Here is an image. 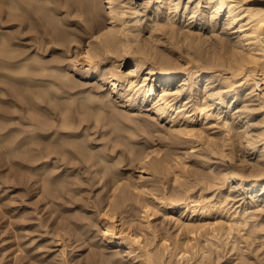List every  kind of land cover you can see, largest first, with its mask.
Masks as SVG:
<instances>
[{
    "label": "bare ground",
    "instance_id": "1",
    "mask_svg": "<svg viewBox=\"0 0 264 264\" xmlns=\"http://www.w3.org/2000/svg\"><path fill=\"white\" fill-rule=\"evenodd\" d=\"M63 11L66 17H57ZM53 15H57V18ZM73 21L81 24L82 34H79L80 29L79 33L74 30L75 26L68 28ZM14 27L19 29L18 36L24 34L25 28L31 30L35 35L34 42L38 44L48 41L65 46L86 40L83 59H76V65H79L77 70L81 79L95 78L97 81L87 91L82 87L84 83H77L74 75L70 77V71L64 69L61 58L56 57L45 63L35 58L36 55L35 59L30 60L24 49L13 47L17 43L14 41L17 34L15 37L2 32L0 68L5 66L3 62L14 66L25 60V69L20 71L28 76L20 73L22 83L19 84L24 89L33 90L31 97L25 100L16 88L8 89L13 97L12 105L20 110L16 132L11 135L14 136L15 146L12 148L9 144L13 152H8L12 153V162L18 169L31 176L44 170L42 173L45 176L54 178L52 172L55 171L51 172V167L45 169L40 165L53 159L75 168L80 162L86 165L91 162L89 169L99 164L98 160L94 161V152L78 138L82 123H88V120L92 122V117L97 122L101 121V115H104L102 111L107 113L105 118H114L117 123L122 121L128 128L131 126L127 141H132L135 134L137 138L144 133V137L150 139L149 134L162 133L164 127H161V122L165 120L167 130L163 136L171 140L169 145L174 144V150L170 149L172 146L167 147V151L168 148L173 151L165 152L169 158L168 154H171V162L174 163L171 168H185L189 162L183 165L185 155L195 158V164H198L196 172H191V180L179 181L181 175L178 173L177 179L175 175L172 176L176 186L171 195V192L153 186L149 202L142 205L144 213H141L140 221L145 223V230L152 234L149 240L146 232L135 235L131 234L132 229H127V232L131 231L129 234L118 235L116 210L130 203V188L139 187L117 172L120 168L118 160L117 163L110 162L113 165L105 166L107 170L103 168L101 173L103 177L108 174L102 186H110L111 192L109 196L106 195L108 209L101 220L105 242L125 246L132 253L137 249L136 244H140V236H146V241L142 239L146 243L141 242L144 245L142 253L138 255L144 264H167L165 258H168V264H194L191 260L198 256L208 259V264H224L220 260L226 246L229 251L239 252L238 256L233 255L238 257L236 262L232 260L230 264H264V240L258 242L264 239V0H0V30ZM26 60L32 61V64L29 65ZM103 63H107L104 68ZM123 66L127 69H122ZM74 68L72 70H76ZM105 86L107 90H104ZM47 88H56V94L49 96ZM4 89L7 90L6 85ZM63 93L66 94L65 100L53 105L52 100ZM79 94L83 97L85 94L84 100L82 97L78 101ZM117 102L125 108L123 112L121 108L118 111ZM59 106L60 118L55 111ZM143 108L152 112L155 121L146 116V119L131 118L127 113L132 114L137 109L140 113ZM82 111L85 116L78 118V121L74 113ZM124 119L135 122V125L133 122L125 123ZM126 130L124 128L128 133ZM7 135L9 133L5 132L0 139L3 145L11 139ZM54 135L61 140L62 143L58 141L61 148L54 147L57 144V139L55 143L52 139ZM40 141L48 143L44 145L41 142L44 145L41 146ZM150 143L144 146L140 143L141 149L130 147L134 153L133 159L140 164V179L145 176L143 171L146 166L152 170V174L159 175L170 166L169 158L160 157L161 154L156 156L159 146L155 147L157 150L153 148L155 139L153 144ZM77 167H81V164ZM148 168L146 170L149 171ZM109 173L112 174L110 177ZM146 178L141 180L142 187L144 181H149ZM151 209L162 211L165 218L170 220L167 221L175 223L179 231L178 234L174 233L175 239L170 237L175 236L171 233L160 238L162 234L159 229L154 228L153 221H149L148 212ZM140 227L142 230V224ZM199 237L203 238V243ZM216 253L218 258H215ZM195 264H199V261Z\"/></svg>",
    "mask_w": 264,
    "mask_h": 264
},
{
    "label": "rangeland",
    "instance_id": "2",
    "mask_svg": "<svg viewBox=\"0 0 264 264\" xmlns=\"http://www.w3.org/2000/svg\"><path fill=\"white\" fill-rule=\"evenodd\" d=\"M51 6H53V4H51ZM50 13H51V11L49 10V14ZM62 13H64V11ZM62 13H59L60 16L59 15L58 16L56 15V16L59 18H63V16L66 17V14L64 13L65 14L64 15ZM52 14H50V15H52ZM53 16H55V15H53ZM74 24H76V25H74ZM80 25H81L80 23L77 24L73 21L72 26L68 27V28L71 29V28H73V26H75L74 30L76 29V31L79 33V31L82 28ZM76 26H78V27H76ZM3 31L5 33H11L14 36L17 34L16 35L17 37L15 36L16 38L14 40L17 43L13 47H15V48L19 47V49L22 51L24 49L26 54H28L30 56V58H31L30 60L38 57L39 58V59L37 58L38 60H40L42 62L44 60L45 63H48V62H50V60L52 61L56 57H59L62 60V65H63L64 69L65 70L67 69L68 71H70L69 72V75H71L70 77H72V75H74L73 78L77 83L79 82V84H81V85H82V83H84V85L82 86L84 89H86L88 91L90 89L88 87L93 88L94 85L96 84L97 81L95 80V78H91L89 80L88 79L84 80L83 78L81 79V75L77 70L79 65H76L77 64L76 59L82 58V55L84 54L83 52H84L85 48L87 47V43H86L87 41L86 40H82L81 42H79L80 45L78 43L73 42L70 45L67 44L65 46H61L58 44H54L53 42H50L51 43L50 44L48 41H46L45 44H41V43L38 44L39 42L38 43L34 42V41H36V39H34L35 35H32V33L30 32L31 30H28V28H25L23 30L24 34L20 35V36H18L19 29L17 27L7 28L6 30H2V31L0 30V35L2 34ZM81 32H82V30L80 31L79 34H82ZM33 34H35V32H33ZM0 44H1V42H0ZM46 44H48L49 46ZM67 48L70 50H68ZM79 53H80V55L78 56ZM79 57H81V58H79ZM47 60H48V62H47ZM24 61L19 62L14 66H11L9 63L3 62L5 66L3 68H0V87H2V89L0 88L1 89L0 90V114H1V112L2 113L4 112L3 114L0 115V124H1L0 125V139L2 138V135L5 134V132L9 133V135L6 136L7 138H10V136L13 133L15 134V132H16L15 127H17V124L19 123V120H17V117L19 115L20 110H19L18 106H17V108H18L17 109L16 105H12L13 101H11V100L13 97H11L9 95L10 94L9 91L15 90V88H16V91L19 90V92H21L20 95H23L26 98V99L24 98L25 100L30 98L31 93H33L32 89H30V88L24 89L25 87H21V85L19 84V83H22L21 82L22 79H20V77H22V75L20 73H22L23 76H28V74L26 75L25 73H23V71H20V70L25 69V65L23 64V63H25ZM26 61L28 62V60H26ZM29 62H28V64L31 65L32 61H29ZM74 62H76V63H74ZM7 64L9 65V67H7L8 66ZM103 64H102L103 68L106 67L107 63H103ZM20 66H22V67H20ZM72 68L76 69L77 71L72 70ZM122 69H127V67L123 66ZM13 71H14V73H13ZM17 71L18 72L20 71V72L18 73ZM73 71H75V72H73ZM3 74H5V75H3ZM14 75H16V76H14ZM12 78L17 79V80H14ZM13 81H14V83H13ZM16 81L18 84L16 83ZM5 85H6L7 90L6 89L3 90V86L5 88ZM17 86H18V88H17ZM107 88L108 87L105 86L104 90L105 89L107 90ZM8 89H9V91H8ZM55 90H57V89L56 88H47L46 89V91H48L49 96L55 95L56 94ZM24 93H25V95H24ZM58 96L59 97L52 100L53 105L58 104V103L60 104L66 98V94H64V93L58 94ZM77 97L80 98V99L78 98L79 99L78 101H80L82 99L83 95L79 94ZM84 97H85V94H84ZM84 97L82 100H84ZM7 98H9V100ZM5 100H7L8 103ZM116 105H118L117 106L118 111L120 108H121L122 112L125 110V108L122 107L121 103L118 104V102H117ZM58 110H60V106L55 110L57 112V116L60 118L61 114ZM15 111H17V113ZM142 111L143 112L138 113L139 110L137 109L134 112H132V114L130 112H127V113H129L130 117L131 116L137 117V118L139 117L141 119H146V117H149L151 120L154 119L153 121H155V117H153V114L151 111L144 110V108L142 109ZM5 112L8 114L6 115ZM147 112H148V114H146ZM141 113H143V114H141ZM102 114L105 115L107 113L102 111ZM135 114H136V116H135ZM137 114H139L140 116L139 115L137 116ZM104 115H101V119H100L101 121H99V122L95 121L94 117H92L93 119L89 118V119H91L92 122H90L88 120V123H86V122L82 123V125L79 128L80 129L79 134L81 136H79L80 139L78 138V140H80L81 143L83 142L86 147H89V150H91L92 153L94 152L93 153L94 161L98 160V162H99V164L97 163L95 166H92V168H90V169H89V166H91L90 165L91 162L89 163V165H86L84 162L77 163V165L81 164V167H77V165H76V168H75V167H72L73 165H71V164L66 165L65 162H63V161L57 162L56 159H53L46 164L43 163L44 165L41 164L40 167H45V169L46 168L48 169L49 167H51V168H49V170L51 172L52 171L56 172V173L52 172L55 174L54 178L50 177L49 175H47L48 177L45 176V174L42 173V172H44V170H42V172L37 174V175L35 174L36 176L35 175L31 176L30 174H27V173L21 171L20 168L18 169L17 166L13 164L14 162H12L13 161L12 156H11L12 153L11 154L8 153V152H13L10 149L11 147L9 144H11L12 148H14L15 143H13V139H12L14 136H11V139H8L9 140L8 144H7L8 141L7 140L5 141V143L9 146H6L5 143H4L5 145H3V143L0 142V264H104L106 261L107 262L105 264H144L141 261L142 258L138 255H140L142 253V250H143L142 248L144 246L143 244L146 243L144 241H146V238H148V239L152 238V237H150L152 234H149V233H151L150 231L147 232V230H145V227H144L145 223H141L142 222L141 216L143 215L141 213H144L142 211L143 210L142 205L147 203V201L149 202V199H150L149 193H150V191L153 192V189L155 188V186L159 187L162 191L163 190L166 191L167 193L171 192V193H169V195H171L172 189H174L176 186L174 184L175 182L173 183V180L175 181V179H177V177H178V176H176L177 173H178V175H181L180 177H178L179 181L180 180L184 181L183 179L191 180V178L193 177L191 172L192 173L196 172L195 169L197 168L198 164L197 163L195 164V161H194L195 158L194 157H187L184 155L182 158V162L184 161L183 165L186 164L185 162L189 161L187 163V166H185V168H184V166H182V168L184 170L181 167L180 168L174 167V169L178 170V172H177V170H174L173 167L171 168V166H173V164H174L173 162H171V160H172L171 154L167 153L168 155H170V158H169V156L167 157L165 152L173 151L174 150L173 149L174 144L171 145L172 144L171 143L169 145L168 143H170L171 140H169V138H165L166 136L165 137L163 136L165 134L164 133L165 130H167V127H166L167 122L165 120H163L161 122V127H164V130L163 131L161 130L162 133H160V131L159 132L157 131L154 133V135L157 134L159 136V138L157 135H156L157 137H155L153 134H149L148 137H150V139H151V143H150L149 142L150 139H146L144 137V133L143 134L140 133L145 139L143 137L139 138L141 135L137 136V138H136V134H135V136L132 135V138H134L132 141H130L131 139L128 140L129 143L132 142L129 144L126 139L130 138L128 136L131 135L130 134L131 126L128 128V125L124 126L122 124V121H118V123H117V120H115L116 121L115 122L114 118H113V120L109 119L111 117H108V116H107L108 118H105ZM74 116L76 119H78V118L81 119L85 116V113L83 111L78 112V113L75 112ZM14 118H16V120ZM47 118H51V116L47 117ZM149 118L147 120H149ZM8 119H10L11 122L9 120V123H8L7 122ZM13 119H14V121H13ZM79 119H78V121H79ZM48 120H50V119H48ZM114 122H115V124H114ZM124 122L126 123L127 121L125 120ZM132 122L128 121L127 123L130 124ZM4 123H5V125H4ZM133 123L135 125V122H133ZM87 125H88V127H87ZM164 125H166V126H164ZM92 126L94 128H92ZM86 127L88 129H86ZM10 128H12L11 129L12 131L10 130ZM110 128H111V130H110ZM124 128H125V130L127 129L126 131H128V133L124 131ZM8 130H10L11 132H9ZM140 132H142V131H140ZM116 133H117V135H115ZM92 134H93V136H92ZM160 134H161V136H160ZM83 135L85 137H82ZM88 136H90V137H88ZM62 137H64V136H62ZM162 137H164V138L162 139ZM122 138H123V140H122ZM49 139H51V138H49ZM52 139H53L54 143L56 141L55 139H57V141H56L57 144L53 143L54 147H56V146H57L56 148L62 147V145L60 146V143H58V141L61 142V140H58L59 138H56V136L54 135ZM154 139H155V143L157 142L156 144L154 143ZM165 139H167V140H165ZM67 140L69 141L68 138H67ZM118 140H120V143H118L119 142ZM152 140H153V142H152ZM71 141H73V140H71ZM41 142H43L44 145H46V143H48L47 141H45V142L40 141V144H41ZM145 142H149L150 144L154 143L153 148L155 150H157V148H158V154L156 156L159 157V155L161 154L162 156L160 155V157L167 158V159L169 158L168 159V166L169 165L170 166H169L167 171H163V173L161 172L160 175L154 173L156 176L154 174H152L153 173L152 170L146 166L144 168L145 171H143L144 175H145L144 178L145 177H147L146 179L149 178V181L145 179L147 182L144 181L143 183L144 184L146 183L145 184L146 186L143 184V187H142L141 184H142V181L144 178L140 179V174H141V169L139 167L140 164L137 162V160L133 159L134 153L130 150V147H134L136 149H141L140 146H142V145L144 146V145L149 144V143H145ZM43 143L41 144V146H44ZM140 143L141 144L143 143V144L141 145ZM157 146H159V147H157ZM170 146H172L170 149H173V150H170L168 148L169 151H167V147H170ZM155 147H157V148H155ZM161 147H162V149L160 150ZM127 148H129V149H127ZM100 150H101V154H100ZM112 151H114V152H112ZM91 152L89 151V153H91ZM121 153H123V154H121ZM164 153H165V156H164ZM104 155H106V156L104 157ZM121 155H123V156H121ZM97 156H99V157H97ZM153 156H155V155H153ZM102 157L106 160L104 161V159ZM100 160H102L101 161L102 163H100ZM116 161L118 162L119 167H120L119 168L120 171L117 169V172H119V174H121V176H124L123 178H125V177H126V179L129 178L130 181L133 183V185L135 184L139 187L137 189H134V188L132 189V187L130 188L131 190H130V192L129 191L128 192L130 193L129 195L131 197L132 202L131 201H130V203L128 202L126 207L120 208V210L119 209L116 210V213H115L116 220H117L116 224L118 225L117 226L118 227L117 228L118 235H120V233H122V235H124L125 232L127 234H129L131 231H132L131 234H135V235L136 234L141 235L145 232L147 233L148 237H146V236L143 237V235L140 236L141 237L140 244H138V245L136 244V247L138 249V250L136 249V251H141L139 253L136 251L129 253V251L127 250V248L125 246L122 247V246H118L117 244H114V243L109 244V243L105 242L104 237H103V232L101 231L102 230V224H101L102 214L108 209V197L107 196H109L111 193L110 192V186H106V188L104 186H102V185H104L103 182L106 180V178H108V174L105 177H103L104 174H101V173H103L102 169L105 166L109 167V166L113 165V163ZM110 162H113V163H110ZM192 162H193V164H192L193 167H192V165L190 167V164ZM51 165L53 166V169H52ZM189 167H190V169H189ZM78 168H80V169H78ZM146 168H148L149 171L146 170ZM198 168L201 169L202 167H198ZM206 168H207V166H206ZM56 169H57V171H56ZM97 169H99V170H97ZM104 169H106V168H104ZM180 170H183V171H180ZM86 171H88L89 174H87L88 172H86ZM97 171L99 173H97ZM51 172H49V173H51ZM110 175H112V174L109 173V177H110ZM174 175H175V179H173ZM154 176L156 178H154ZM45 177H46V179H45ZM49 177L52 179H50ZM93 178H94V180H93ZM160 178H163V180ZM58 179H60V180H58ZM134 179H136V180H134ZM68 180H70V181H68ZM157 180H159V181H157ZM100 181H102V183ZM154 181H157V183ZM160 181H163V182H160ZM151 182H153L154 184ZM164 182H166V183H164ZM57 184H58V187H57ZM176 184H177V182H176ZM93 185H95V186H93ZM159 185H161V187ZM70 186H71V188H70ZM75 186H77V187H75ZM150 186H152V187H150ZM153 186H154V188H153ZM59 187L60 188L63 187V188L60 189ZM168 187H169V189H168ZM104 188L107 191L104 190ZM141 188H143V189H141ZM59 190H60V192H58ZM99 190H100V193H99ZM140 190L143 192V194ZM146 190H147V192H146ZM101 193H103L102 196H100ZM99 198H101V199H99ZM132 198H133V200H132ZM138 199L140 202L138 201ZM93 200H95V201H93ZM100 202H102V203H100ZM137 202H139L141 204H139ZM92 205H94V206L92 207ZM100 205H102V207ZM101 209L103 210V212ZM136 209H138V210H136ZM139 209H141V210H139ZM151 210L152 211L148 212V213H150L149 221L150 222L153 221L152 225L154 226V228L159 229L160 235L162 234L160 236V238L163 237V235H166V233L167 234L171 233L175 236L171 235L170 237H173L172 239H175L176 234L179 233L178 229L176 228L175 223L173 221L169 222L170 220L168 218L167 219L169 221H167V219L163 215L162 211L157 212L158 211L157 209L156 210L151 209ZM161 212H162V214H161ZM98 213L100 214V216ZM139 217H140V219H139ZM161 222H163V223H161ZM88 224H89V226H88ZM123 224H124V226H123ZM140 224H142V227L144 228V229L142 228V230L143 231L145 230L144 232L141 230ZM138 225H139V227H138ZM173 225H175V226H173ZM160 226H162V227H160ZM139 228H140V230H139ZM160 228H163V229L161 230ZM164 228H167V229H164ZM127 229H129V230L132 229V230L127 232L128 231ZM168 229H169V231H167ZM140 231L142 233H140ZM177 231H178V233H177ZM80 232H81V234H80ZM175 232H176V234H174ZM182 235L184 236V234H182ZM80 236H81V239H80ZM199 238H200L199 241L201 243H203V238L202 237H199ZM261 240L263 241L264 239L261 238L258 240V242H260ZM84 241H85V243H84ZM141 242L142 243L144 242V243L141 244ZM253 247H255V246H253ZM225 250L227 253L225 252ZM94 251H96V252H94ZM97 251H98V253H97ZM223 251H224V253L222 254L223 258H221L222 260H220L221 261L220 263L230 264V263H233L232 260L235 261L236 259H238L237 253H239V252L236 253L235 250H234V252L229 251L228 246H226V249H224ZM113 252H114V255H113ZM230 254H232V255H230ZM234 254H236L237 256L235 255L236 257H234L233 256ZM214 255H215V258H218V256L216 257V255H218L217 253ZM87 257L88 258L90 257V259H88ZM100 257H101V259H100ZM106 257H107V259H106ZM197 258H198L199 264H208L209 263L208 259H206V258H202L200 256H198ZM196 259L191 260V262L194 264L197 263L198 261ZM113 260H114V262H113ZM229 260H230V262H229ZM165 261L168 264V261H169L168 258H165ZM224 261H227L228 263H226ZM184 263L187 264L186 262H184Z\"/></svg>",
    "mask_w": 264,
    "mask_h": 264
}]
</instances>
